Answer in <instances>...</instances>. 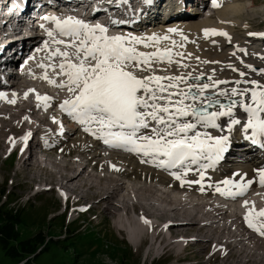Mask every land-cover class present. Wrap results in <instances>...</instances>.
<instances>
[{
	"label": "bare ground",
	"instance_id": "6f19581e",
	"mask_svg": "<svg viewBox=\"0 0 264 264\" xmlns=\"http://www.w3.org/2000/svg\"><path fill=\"white\" fill-rule=\"evenodd\" d=\"M80 1L81 0H76L75 3H71V13L76 10L77 4H79ZM85 1L88 2L89 0ZM95 1L100 3L105 2L103 0ZM130 1L131 0H126L127 3L124 2L122 4L126 11L131 13L138 11L147 4L144 0H134L132 3H130ZM225 1L230 2L234 0H220L217 2L218 6H220L221 2L223 4ZM203 3L202 1L197 4L201 6ZM91 6V4H88V7ZM196 6H191L185 10H188L189 14H186L188 17L181 15L179 19L175 17L172 20L158 23L157 16L153 15L152 18L144 24L136 22L130 24L116 21L117 23L115 24L110 22L108 27L110 31H114L116 34L124 33L126 35H135L133 32L142 31L141 29L143 28L146 30L147 28L153 30L162 29L158 35H168L171 40L177 42V34L168 33L167 30L169 28H175L180 31L178 34L183 33L185 36L198 27L202 29L201 31L206 29V21L189 25L195 22V19L198 17L203 16L201 11L194 9ZM218 6L214 7L217 9H212V11L215 10L214 14L212 12L210 14L215 16V13L218 11ZM251 6H254L253 2ZM1 7H3V5H1ZM120 13L122 15V12ZM95 15H97L96 12ZM220 15H227L226 10H223ZM209 16L210 15H207L205 18ZM92 17L93 16H90L87 22H92ZM9 23L10 20H5L6 25ZM18 24L23 26V21H18ZM155 25H160V27L156 28L157 26ZM217 26L224 27L215 30L218 32H226L228 34V36L224 38L226 41L223 42V44L219 43L221 39L218 37L219 35H216L212 38L210 43H212L215 48L223 50L221 47L222 45L226 47L227 45H231L232 42L229 40L230 34L225 26L220 24L219 21L217 22ZM13 33L14 31H11L6 34L0 27L2 40ZM110 34L112 33L110 32ZM213 39L215 41H213ZM15 40L17 44H20L21 41H32L33 43H37L41 41V38L21 40L18 36L15 37ZM258 40L260 41V39ZM243 44L244 43H239L234 45L233 47L235 49L232 52L228 51V54L223 53L217 56H210L207 53L201 52L198 55L200 61H218L219 63L203 64L196 60L195 57L197 56H195L183 61V63L190 65L189 68L177 69L176 71L179 73L191 71L194 75L204 73L202 82L205 83H210L207 79L208 75H212L214 79L218 80L234 81L236 79H242L238 72H233L227 67V65L232 64L240 71L248 73L246 79L257 80L259 72H253L252 69L246 68L245 64L252 65L258 70L264 69V58H262L264 57V49L263 53L259 54L256 52V50H258L257 48L256 50H251L252 48L248 47H238L243 46ZM258 44L261 46L260 43ZM3 46L6 50L9 47V43H5ZM186 47L195 49L203 47V45L196 42L194 44L187 43L183 48H177V51L183 52ZM32 49L31 47L23 49L22 54H26L25 62H20L18 64L20 58H10V62L13 63L11 68L16 66L17 71H12L10 68L11 70L8 71L7 74L8 81L0 82V92L5 93L4 97H0V112L6 111V114L0 113V146L5 143V138L7 139V137H9L8 140L10 141L7 143L6 147L8 149H6V151L12 150L19 155L20 164H18L19 168L17 171L21 172L24 169L32 167L36 170L37 168L40 169L44 175H49L50 177L54 176L53 178L57 176L56 181H54L56 186H51L49 184L37 185H39V188L45 185V188L50 190L57 188L59 191L66 193V203L68 204L69 201L72 200L73 203L71 207L77 210L79 205L75 204L88 199L99 198V202H106L105 204L111 205L112 207H108L104 210L109 214H115L112 205L116 204L117 206L122 203L120 205L121 207L119 206V213H116L118 217L116 218V226L126 232L130 244H132V247L135 249H137L139 241L146 236L147 232V235H152L151 237L149 236L151 241H153L152 243L159 246L160 249H164L166 254L168 253L167 246L173 244V248L180 247L181 250L176 249V254L180 257L188 248L184 246L185 240L183 239L190 234L189 232H192L195 233V237L192 236L191 238L192 241L198 239L201 241L200 244L213 242L211 246H213L215 250L212 256L219 254L217 257L221 258V255H223L224 262H227L230 258H234L236 260L235 264H264V236L249 228L245 222V216L250 214V210H252V214H254L264 209V186H261L259 183V174L257 171L258 169L264 168L263 152L260 157H257L252 147L245 148L242 146L241 148H237L239 151L236 152V155L244 157L242 162L236 160L224 163L222 160L224 157L223 154H221L220 159H215L211 162L202 160L199 165H193L192 169L187 172V175H182L181 180H177L171 175V172H180V169L177 168L166 173L164 169L156 167L151 162L142 163L141 160L146 158L123 149L109 148L102 140H97L93 135L85 133L83 131V126L72 119V117L68 119L66 117L58 118L57 116L51 115L50 112L53 108L58 109L60 112L63 111L60 108V104L65 99L69 98V92L65 89L67 94H62V88H58L54 84L49 83V80H54L56 83L63 81L60 80V76L56 74L60 70H53V67H49V65L52 64H48L43 56L36 53H33L31 57L28 56V53ZM240 49H244L245 51H240ZM233 52L235 55L229 54ZM241 60H243L244 63H241ZM236 61L240 62L239 66H236ZM213 69H215L214 73L212 71ZM0 70H5L4 64H0ZM226 72H228V74ZM45 76H47L48 79H45ZM260 77L262 78L261 82H264V75ZM32 80L38 81L29 82ZM42 83L46 84L51 90L43 88L41 93L35 92L34 94H30V103L29 94H27V98H25L26 90L30 88L36 90ZM232 86L234 85H218L219 88L223 89H230ZM9 91H11L12 94H6V92ZM44 93L47 94L45 96L49 97L46 103L37 100V95L44 97ZM13 99L15 100L14 104L9 102ZM220 99L226 101L223 97ZM24 117H28V119L25 120ZM236 118L241 119L242 123L246 120V114L243 113L242 109L237 110ZM54 119L58 121V123L54 122ZM230 119V117H221L217 121V123L221 125L219 129H204V131L209 132L213 136L227 135L229 137V142L226 151L234 152L236 149H231L230 145L236 143L238 137L244 138L245 133L241 126H232L230 130L228 127V121ZM64 124L69 125L67 130H62ZM19 126L25 131L22 133L20 132V137L17 140L12 137V133L15 134ZM26 130L29 132L27 133ZM29 133L31 135L28 137L27 141L22 139ZM73 134H76L77 137L71 138ZM32 139L34 140L33 142H31ZM261 139L264 140V138ZM58 146L62 147L60 153H58L62 158L65 159V156H69L71 151L75 152L76 157L66 161L67 164L59 163L55 161L56 159L53 160L50 157V154H52L50 151ZM100 150L105 152H101ZM87 154L90 155L87 163L89 162V166L92 165L91 172L100 168L99 171L103 170V172L105 171L107 174L113 175V177L104 175L105 172L103 175L93 176L88 173L87 165L77 166V164H73L72 166L71 161L78 163V158L87 156ZM113 165L115 168H113ZM203 165H208V167L205 168ZM116 169L119 170L117 171ZM200 172L204 174L203 180L200 178ZM80 176H83L85 180L78 181L77 178L79 179ZM27 177L29 182L33 184L38 178L35 175H29ZM126 179L132 184L125 185ZM226 179H231L240 184H245L248 180H252L253 183L248 187L243 196L233 198L221 195L220 192L216 191L217 186L222 190H226L229 187L223 184V181ZM190 181H199V183H189ZM95 184L99 187L94 191L95 188L93 189L89 186ZM160 187H162L163 190L160 189ZM232 190L236 191L237 189L232 188ZM190 191H194L195 195L190 194ZM72 195H75V201L71 199ZM120 196L121 198H118ZM246 196V200L248 201L247 205H245V201L243 200ZM134 198L136 200L132 203V199ZM116 199H118V202H115ZM67 204L65 205L67 206ZM98 207L97 209H99ZM131 208L134 212L130 217L129 213L132 212L130 211ZM135 208L140 212L137 217ZM86 209L87 211L90 210L89 205L86 206ZM132 216L136 217V222L133 220ZM141 216L147 218L149 223L145 224L141 222ZM156 223L158 225H156ZM166 223H168V225ZM195 226H197V228H193ZM205 230L207 231V233H205L206 235L204 234ZM174 234H176V236H173ZM160 237L163 239L161 241L164 243V246L161 245L162 243H155ZM214 238L215 240L212 241ZM198 240L196 242H198ZM244 242H248L249 245L242 244ZM177 244L179 246H177ZM240 247H242V250H240ZM173 248L171 250H173ZM154 253L157 254L156 251H154Z\"/></svg>",
	"mask_w": 264,
	"mask_h": 264
},
{
	"label": "snow or ice",
	"instance_id": "6c2138e0",
	"mask_svg": "<svg viewBox=\"0 0 264 264\" xmlns=\"http://www.w3.org/2000/svg\"><path fill=\"white\" fill-rule=\"evenodd\" d=\"M108 2L113 3L115 0ZM119 2L124 3L126 0ZM144 2L150 4L151 0ZM211 3L214 7L218 6L217 0H211ZM42 19L52 21L57 35L67 38H53V43L72 49L69 52L57 47L51 53L53 57L61 58V62L55 66L60 70L56 74L66 77V81L56 83L49 80V83L66 88L71 94L60 104V108L79 122L85 133L102 140L109 148L141 155L146 158L141 160L142 163L151 162L164 170L178 168L180 172H171L177 180L187 175L193 165H199L202 160L211 162L220 159L227 150V135L213 136L204 131L219 129L221 125L217 121L221 117L231 118L228 121L230 130L232 126H241L245 133L244 139L264 148V140L261 139L264 138V82L255 79L218 80L208 75L210 83H205L202 82L204 73L194 75L191 71H173L174 66L177 69L189 68L190 65L183 61L192 58L193 54L174 51L184 47L183 42L177 44L175 40H171L170 47H159L162 41L170 40L168 35L141 37L124 33L110 34L106 25L90 24L73 16L61 19L55 15H45ZM40 27L44 28V24ZM167 31L178 32L175 28ZM47 34L53 37L52 31ZM180 35L182 41L188 40L183 33ZM209 35L228 36L226 32L205 29V38ZM140 45L144 49L154 50L142 51L138 47ZM195 59L200 61L198 56ZM200 62L219 63L207 60ZM241 63L244 61L241 60ZM227 67L238 72L241 78L248 76V73L232 64ZM245 67L264 75V69L258 70L247 64ZM212 71L214 73L215 69ZM44 78L48 79L47 76ZM224 84L234 86L230 89L218 87ZM4 96L5 93L0 92V97ZM221 97L227 102L222 101ZM37 100L46 103L49 97L37 95ZM9 102L14 104L15 100ZM239 109L246 114L243 123L236 118ZM54 122L58 123L55 119ZM249 130L250 135L247 134ZM30 135L22 139L27 141ZM203 167L207 168L208 165ZM257 171L259 183L264 186V168ZM200 178L204 179L203 172H200ZM252 183V180L240 184L226 179L223 184L229 187L222 190L217 186L216 191L235 198L243 196ZM232 188L237 190L233 191ZM247 204L248 201H245ZM245 222L249 228L264 236V209L254 214L250 210ZM145 223L149 222L145 220Z\"/></svg>",
	"mask_w": 264,
	"mask_h": 264
},
{
	"label": "rangeland",
	"instance_id": "374dc122",
	"mask_svg": "<svg viewBox=\"0 0 264 264\" xmlns=\"http://www.w3.org/2000/svg\"><path fill=\"white\" fill-rule=\"evenodd\" d=\"M157 1L158 3H160L162 0H157ZM210 1L211 0H209V2ZM198 2L201 1L177 0V3H175V7L181 11L180 15L187 16L189 14L188 10L184 11V9L192 5L193 6L199 5L197 4ZM252 2L254 3V6H251ZM220 4L223 5V8L221 7V9H218V11L215 13L216 15L214 16L213 14L215 10L212 11L213 9L212 7V9L209 12L208 0H204L202 6H196L199 8L203 7L202 8L203 11H201L203 16L198 17L197 19H195L197 22L196 21L192 22L189 25L198 24L206 21L205 24L206 29L224 28L217 26V22L219 21V23L225 26V28L229 31L230 34L229 40L235 37L237 38L236 40H233L235 41L236 44L245 42L244 40H246L247 35L245 34L247 30L253 34L256 33L258 30L260 32L264 31V0H234L230 2L225 1L223 4L221 2ZM196 7H194V9H198ZM223 10H226L227 15L225 16L220 15V13ZM211 12L213 14H210ZM206 15H210V16L206 17L207 18L206 19L205 18ZM155 26H157L156 28L160 27V25H155ZM141 30L143 31V33L142 31L139 32L135 31L133 33H135L136 36L146 37L151 34L158 35L160 33V30L162 29L153 30L147 28L146 30L143 28ZM201 30L202 29L198 27L197 29L189 33L187 35L188 37L187 41H182V36L178 34L180 32L178 30V32L176 33L178 36L177 44L183 42L185 45L187 43L194 44L196 42L203 45V47H198L195 49H190L189 47H186V49L183 50V52H190L193 54L192 57H195L198 56L201 52L207 53L210 56L212 55L217 56L223 53L228 54V51L232 50L231 45L229 46L227 45L226 47L222 45L221 47L223 48V50L215 48L210 42L212 38L216 35L214 36L209 35L207 38H205L204 31ZM218 37L221 39L219 43L223 44V42L226 41L224 39L225 36L219 35ZM213 41L215 40L213 39ZM262 41H264V38H262ZM257 42L258 40L256 39V43ZM170 43H171V39L170 41L169 40L162 41L159 47L161 48L170 47L171 46ZM213 43H217V42H213ZM256 43L251 45L250 43L247 42V40L245 42V44H247V47L249 48L261 49L262 47L259 46V44H257L256 47ZM138 47L142 51L154 50L153 48L144 49L142 45ZM174 51H177V48L174 49ZM233 53H229V54H233ZM235 64L236 66L237 65L239 66L240 62L236 61ZM176 70L177 68L174 66L173 71ZM228 72L226 73L228 74ZM260 76L261 74H259L257 78L258 81L262 80ZM37 78L39 80L38 76ZM242 79H246V77ZM38 80H32L29 82H36ZM43 88L50 89L46 84L42 83L34 91H30L33 90L31 88L26 90L25 93L29 94L30 103H31L30 94H34L35 92L41 93ZM6 94H12V92L9 91L6 92ZM45 95L47 94L44 93V96ZM54 111H55L54 109L51 110L50 112L51 115L57 116L56 111L55 112ZM0 113L6 114V111H1ZM68 127H69L68 124H64L62 126V130H67ZM23 131L25 130H23L19 126L16 130V133L15 134L12 133L13 134L12 137L18 140L20 134ZM26 132L28 133L29 131L26 130ZM76 134H73L71 138L77 137ZM8 139L9 137H7V139L5 138V140L3 139L5 143L2 146H0V206H2V208L6 207V209L12 211L21 210V218L22 220H24V224L23 223L19 224V226L17 227L21 240L30 238L31 236L37 233L41 234L40 237L41 239H52L48 245H43L39 247L40 250L43 251L41 254L36 256L35 259L31 261V264H235L236 263V260L234 258H230L227 262H224L223 255H221V258L217 257L219 256V254H215L216 256H212L215 250V248L211 246V243L213 242L208 244L207 243L200 244L201 241L198 239H197L198 242H196L197 241L196 239L192 241L191 239L192 236L195 237L194 235L195 233L192 232H189L190 234H188V236L185 239H183L185 240L184 246H187L188 248L186 249L185 252H183V254L180 255V257H178V255L176 254L177 250H181L180 247L173 248V244H171L170 246L166 247L168 249V253L166 254L164 252V249L162 250L160 249L159 246L154 245L152 243L153 241H151V239L149 238V236L151 237L152 235L151 234L147 235V232H146L147 237L145 236L142 239L139 248L138 247L137 249L133 248L132 244H130L129 242V238L126 235V232L124 230L119 229L116 226L117 225L116 218H118L116 213L117 212L119 213L120 211L119 206L122 203H120L117 206L116 204H113L112 206L115 214H109L104 209L111 207V205L109 206L105 204L106 202H99V198H94L90 200L88 199L86 201H81L80 203L75 204V205H79L78 210L75 209L74 207H72L71 209V204L73 203V201L71 200L67 204L69 207L68 210L64 212L63 210L65 207V199L60 194L66 195V193L59 191L57 188L54 190L41 191L39 185H37V184H45V185L49 184L51 186H56V183L54 181H56L57 176L53 178L54 176L50 177L49 175H44V173L40 171V169L37 168L36 170L32 167L24 169L21 172L17 171V169L19 168L18 164H20L19 163L20 158L19 155H17V152L15 153L13 152L14 154L12 153L10 156L7 157L6 153L9 150L6 151V149H8L6 146L7 143L10 141ZM33 141L34 140L32 139L31 142ZM61 149L62 147L58 146L53 150H51L50 152H52V154H50V157L53 160L56 159L55 161L62 164H65L66 161H69L70 159L76 157L75 152L71 151V154L69 156H65L66 157L65 159L62 158V156L58 154L60 153ZM100 151L105 152L103 150ZM5 157L6 159L4 161L3 158ZM89 157L90 155L87 154V156L78 158V163L77 162L74 163L73 161H71V164L72 166L73 164H77V166L87 165L88 173H90L91 175L93 176L103 175L105 171L104 172L103 170L99 171L100 168L98 170H94L91 172L92 165L89 166L88 165L89 162L87 163ZM29 175L32 176L35 175L36 177H38L34 184L29 182L27 177ZM104 175L113 177V175L107 174L106 172L104 173ZM77 180L83 181L85 180V178L83 176H80V178L79 179L77 178ZM125 182H126L125 185L132 184L128 179H126ZM45 185L42 186L45 187ZM89 187L93 189L95 188L94 189L95 191L99 186L97 187L95 184ZM160 189H162V187H160ZM190 192H191L190 194L195 195L194 191H190ZM121 196L118 198H121ZM74 197L75 195H72L71 199L74 200ZM135 200H136L135 198L132 199V203L135 202ZM115 202H118V199H116ZM88 205L90 209L89 211L86 210V206ZM97 207L99 209H97ZM136 209L137 208H135V212L137 214L136 217H137L138 214H140V212H138ZM73 210L75 212H73ZM132 210L133 209L131 208L130 211ZM133 212L134 211L129 213L130 217ZM132 217L133 220L136 222V217L134 216ZM166 224L168 225V223ZM156 225L158 224L156 223ZM193 228H197V226ZM205 233H207L206 230L204 231V234ZM173 236H176V234H174ZM161 240H163L162 237H160V239L158 238L155 241V243H159V244L162 243L161 245L164 246V243ZM213 240H215V238L212 239V241ZM242 244L249 245L248 242H244ZM177 246L179 245L177 244ZM172 248L173 250H171ZM240 250H242V247H240ZM154 251H156L157 254H155ZM0 264H15V261L10 259L8 256H6L1 248H0Z\"/></svg>",
	"mask_w": 264,
	"mask_h": 264
},
{
	"label": "trees",
	"instance_id": "16d2710c",
	"mask_svg": "<svg viewBox=\"0 0 264 264\" xmlns=\"http://www.w3.org/2000/svg\"><path fill=\"white\" fill-rule=\"evenodd\" d=\"M22 223L21 210L12 211L0 206V248L15 264H31L43 251L39 247L48 245L52 239H41V234L37 233L21 240L17 227Z\"/></svg>",
	"mask_w": 264,
	"mask_h": 264
}]
</instances>
